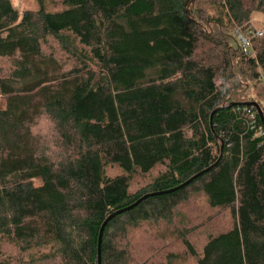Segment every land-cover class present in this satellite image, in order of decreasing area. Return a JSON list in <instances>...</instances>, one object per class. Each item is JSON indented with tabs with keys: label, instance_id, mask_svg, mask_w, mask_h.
Masks as SVG:
<instances>
[{
	"label": "trees",
	"instance_id": "trees-1",
	"mask_svg": "<svg viewBox=\"0 0 264 264\" xmlns=\"http://www.w3.org/2000/svg\"><path fill=\"white\" fill-rule=\"evenodd\" d=\"M34 1L0 0V264L6 245L21 264H97L109 214L211 166L111 219L101 264H132L130 231L171 222L194 193L232 218L199 252L182 237L194 264H264V126L241 105L264 117V92L241 94L263 81L264 35L245 56L232 34L264 0Z\"/></svg>",
	"mask_w": 264,
	"mask_h": 264
},
{
	"label": "rangeland",
	"instance_id": "rangeland-1",
	"mask_svg": "<svg viewBox=\"0 0 264 264\" xmlns=\"http://www.w3.org/2000/svg\"><path fill=\"white\" fill-rule=\"evenodd\" d=\"M11 1L14 8L19 12L24 9L36 8L34 0ZM205 2L207 3V0ZM204 5L202 8H206ZM59 8V0H48V9ZM249 25L251 29L264 30V14L262 12L254 13ZM232 34L237 39V34L234 32ZM202 50L205 51V49ZM198 52L200 53L201 49ZM10 66V61L1 59L0 75L7 76ZM261 78H263L262 82L255 81L251 82L250 85L242 81V85L247 88V91L244 88L241 94L245 92L244 97L259 99L260 92H264V76L262 75ZM50 129L46 120L39 121L34 127V130L44 141L50 139ZM115 172L117 171L112 170V173ZM156 172L151 173L148 177L137 176L133 180L130 190L135 191L143 186ZM33 184L38 185L40 181L34 180ZM231 224L232 218L228 209H212L202 194H190L189 198L175 210L171 222H149L140 224L138 229L130 231L129 243L133 254L132 264H194L195 258L189 255L182 242V237H185L193 249L199 252L210 235L227 229ZM3 256L7 257L11 264H21L22 257L24 261L29 258L28 254L21 256L18 249L10 245L4 246Z\"/></svg>",
	"mask_w": 264,
	"mask_h": 264
},
{
	"label": "water",
	"instance_id": "water-1",
	"mask_svg": "<svg viewBox=\"0 0 264 264\" xmlns=\"http://www.w3.org/2000/svg\"><path fill=\"white\" fill-rule=\"evenodd\" d=\"M230 105H232V104H229V106ZM241 105L242 106H247V107H254L255 110H256V112H257V115L259 116V118H260V120H261V122H262V124L264 126V117L262 115V111H261L259 105L256 102H245V103H241ZM222 108H224V106L215 109L210 114V117H209V125H210V128H211V131L212 132H213V129H212V116L214 115L215 112L219 111ZM222 151H223V145L220 144V155H219V159L221 157ZM212 167L213 166L207 168L206 170H203V171L197 173L195 176H193L187 182H185L184 184H181L177 188H174V189H171V190H167V191H163V192H156V193L146 194V195L142 196L140 199H138L136 202H134L133 204H131V205L125 207V208L116 210V211L112 212L111 214H109L104 219V221L102 222V224L100 225V228H99V231H98L97 245H96V259H97V264H101V241H102V234H103V231H104L105 226L107 225V223L111 219H113L115 216H117V215H119V214H121V213H123L125 211L131 210L132 208H134L135 206H137L139 203H141L143 200L147 199L148 197H152V196H156V195H162V194L170 193V192H172V191H174L176 189H179V188L184 187L185 185L189 184L193 179H195L198 176H201L203 173L207 172Z\"/></svg>",
	"mask_w": 264,
	"mask_h": 264
},
{
	"label": "built area",
	"instance_id": "built-area-1",
	"mask_svg": "<svg viewBox=\"0 0 264 264\" xmlns=\"http://www.w3.org/2000/svg\"><path fill=\"white\" fill-rule=\"evenodd\" d=\"M233 32L237 34L236 40L240 51L245 56H253L254 52L252 48V40L255 38H260L264 34V31L262 29H250L248 33H243L238 28H235ZM247 113L249 114L250 119L254 120V114L250 111Z\"/></svg>",
	"mask_w": 264,
	"mask_h": 264
}]
</instances>
